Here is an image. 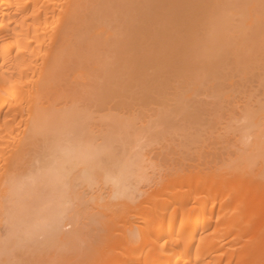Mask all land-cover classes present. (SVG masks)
I'll return each instance as SVG.
<instances>
[{"label":"bare ground","instance_id":"bare-ground-1","mask_svg":"<svg viewBox=\"0 0 264 264\" xmlns=\"http://www.w3.org/2000/svg\"><path fill=\"white\" fill-rule=\"evenodd\" d=\"M178 1L180 0L176 2ZM119 2L122 0H0V264H264V112H262L263 109L260 110V107L258 110L251 109L252 105L247 107L245 104L242 113V117L246 120L245 132L242 135L243 152L237 153L235 159L228 160L227 165L222 163V165L213 166L215 169H212L201 164V167L197 166L188 173L183 172L180 175L177 173L178 176L175 174V178L172 177L174 174L169 175L170 177L167 175L166 180H170L166 183L164 178L161 181L157 179V182L164 185L158 188L157 183L155 186L158 189H155L156 187L152 189L154 191H151L148 198L147 195L144 197L146 194L144 193L143 200L133 197L132 189L130 193L126 190L127 184L132 188L136 181L141 184L142 180H139L140 182L137 180L140 174L139 176L135 174L144 159L142 157L146 156L142 151L143 147L147 146L143 145L148 142L149 146L155 142L156 140L152 143L150 141L152 138L156 139L160 132H166L167 136L175 135L174 129L169 131L173 127L169 124L170 122L174 124L175 118L187 114L183 117L184 119H181L185 121L195 110L196 117L198 110L200 109V112L205 106L204 104L201 107L199 106L201 102L200 104L196 102L199 104L197 105L195 101L189 104L191 100L189 96L199 92L202 85L204 87V84L207 85L209 82L214 96L209 92L210 89L206 92H209L211 97L217 98L210 109L213 115L209 114L210 110L203 111H207L212 117H215L217 113H229L227 108L229 95L225 94L221 87L227 85L226 79L229 76L227 70L229 62L225 60V57L238 51L246 53V50L249 55L253 46L258 48L254 51L258 50L261 55L264 52V28H262L264 19L260 16L254 18L251 7L247 9V18L242 20L244 15H241L243 13L241 9L244 6L237 4L240 6L239 9L235 4L236 11H234L227 5L225 6L228 8H222L219 4L220 8L218 6V13H216L218 16L220 10L219 17L209 24L205 23L208 24L207 26L203 24L207 29L203 28L207 33L204 32L203 40L196 38L197 41L192 42L191 46L196 50L195 53L193 49L191 50L194 55L188 58V63L187 54H185L186 59L184 58L182 68L177 64V58L181 56L178 48L181 46L177 47L176 43L181 42H177L181 37H176V42H173L174 45L176 44V50L169 47L170 45L166 48V45H163L166 44L164 41L160 43V38L165 34L162 32L157 42L158 47L156 45L157 49L162 46L161 52L159 49L155 51L157 50L155 48V50L152 49L155 53L150 51L149 55L154 64L150 60L153 65L149 62V66L147 63L149 55H146L148 57L144 59L141 54L145 49L143 46L147 45L145 42L147 39L140 37L141 40L135 43L134 41H137L139 37L134 38L132 32L137 31L138 28L141 33L142 29L145 31V27L146 29L148 27V32L145 31V33L151 32L152 36V32H155L154 27L158 25L156 17L161 14L162 9L163 14L167 13L164 17H167L170 10L172 14L174 4H170V6L173 5L170 7L172 9L166 7L165 11L164 0L160 2L162 4L160 7L153 5L158 9L161 6L162 8L158 10L154 7L151 14L150 11H146L147 8L143 9L151 4L140 0L139 2L146 6L139 3L142 7L139 6V8L137 5L136 13L140 12V17L144 15L142 19L148 17H151L152 19H149L153 21L156 19L155 22L152 21L155 25H150L149 19H146L149 20L146 24L145 20H138L137 14H133L135 11L130 9L129 4L126 11L133 12L132 17L128 18L127 15L130 13L123 12L125 6L123 7V3H120L122 8H119ZM158 3L159 1L156 4ZM153 10L155 12L158 10L157 15ZM144 11L150 16L149 14L146 16ZM245 12L244 10L243 14ZM122 13L126 16L122 23L126 31L124 35L118 28L119 23L117 24V17L119 16L120 20V15L122 17L124 15ZM110 15L113 20L115 18L117 20L113 21ZM234 16L239 17L240 29L232 24ZM130 19H135L136 22ZM111 21L115 23V27L118 26L120 33L112 26ZM132 24H137L135 29L129 27ZM188 24L192 26L193 22ZM235 24L238 23L235 22ZM161 25L162 27L159 28H163L164 25ZM167 26L166 24L165 27ZM177 26L173 27L175 31L178 30ZM232 27H236V32L235 29L232 30ZM181 29H184V26ZM233 31L235 35L232 34ZM177 33L178 35L175 34L179 36L184 32L179 34L177 31ZM175 34L171 36L174 40ZM158 35L160 36V33ZM231 36L236 38L239 36V41L236 43L238 47H234L236 50L232 46L237 39L232 41ZM201 41L203 42L200 43ZM127 42L132 44L128 43L131 49L126 48ZM230 47L234 51L229 53ZM247 47H250L249 51ZM261 47L262 52L259 51ZM169 48L170 52L174 51V54L169 52ZM177 50L180 55L177 54L179 53ZM156 52L157 54L168 53L170 56L165 54L164 57L168 60L167 56H169L171 61L174 55H178L174 58V63L168 60L169 63L174 64L175 67L171 64L169 67H173L176 73L169 67H167L169 71L165 72L167 63L164 65L163 61L158 62L160 57L157 59V56L161 55H157ZM202 53L205 60L201 62ZM234 54L233 57L230 55L229 59L236 57ZM258 55L252 59L254 63H250L255 64L256 60L259 64L257 67L255 64L254 68H258L259 71V68L264 69L262 62L264 55L260 57L262 64ZM251 58L249 55L247 59ZM257 58H259L258 61ZM238 60L240 61L238 57L234 59L235 64ZM161 63L165 66L164 68ZM238 63L237 67L244 66ZM142 64L148 65L149 68L152 65V69L156 64L159 70L145 68ZM260 64L262 67H259ZM245 66L249 65L245 64ZM145 69L151 70L153 77L155 76L159 81L167 73L168 76L164 77L165 80L167 79L166 82L163 78L161 82L167 83L171 79L172 84L167 83L169 88L175 84L171 77L177 74V77L173 78L176 82L173 89H177H172L176 92V94L174 92L176 97L173 101L171 98L167 99L166 87L161 88V82L154 80L155 77L148 80L149 82L145 80L144 74L142 75ZM179 69L186 71L180 70L177 73ZM239 69L242 70L241 76H243L247 69ZM169 72H173L174 74L171 73L173 76ZM181 72L182 78H179ZM169 74L171 77L168 79ZM262 75L264 74H261V79ZM129 79L130 84L136 80V83L141 84L143 88L140 89L142 91H133L138 93L135 97L143 96L144 98L148 95L145 92L156 88L150 84L159 82L160 84L157 85H160L163 90L159 86H157L159 89L153 90L161 91H158L161 95L165 93L163 98L161 97L162 102L166 97L164 105L158 101L159 97L155 98L154 91L150 92L153 96L149 95L144 101L141 102L140 99L137 103L139 106V102L142 104L151 102L152 105L160 103L154 106L156 108L151 107V103L149 109L145 106L146 104H141V108H144L142 110L137 106L138 111L134 105H131L135 109L133 111L129 107L130 101H119L120 98L125 99L129 95L124 97L131 88L127 87L129 83L124 84ZM260 84L264 87V84L261 82ZM180 87L185 89L182 90ZM148 88L150 90H147ZM188 89L189 91L192 89L193 91H190L192 93H189ZM183 91L188 95L185 96ZM134 93L131 94L132 97ZM159 93L156 95L160 96ZM132 97L134 101L132 100L131 103L135 102L136 105V100L139 98ZM151 97L154 100H151ZM220 99L226 100V104L223 102L226 108L222 106L224 104ZM167 101L172 104L169 105ZM125 107L131 110L126 111ZM145 108L151 112L145 113ZM230 113L234 114V111L231 110ZM212 117L210 122L213 120ZM190 119L194 120L193 115ZM181 120H179L180 123ZM216 120L212 123H217L218 120ZM198 132L195 133L199 135ZM201 132L204 133L202 130ZM189 138L191 140V137ZM193 139L192 142L184 139L187 141L184 146L189 144L188 142L193 145ZM204 141L200 140V143ZM135 148L140 149L137 152ZM136 156L140 159L138 162ZM133 181L135 184L131 186ZM138 191L141 192V189ZM135 193L137 194V191ZM142 194L143 191L140 195ZM132 197L136 201L132 200ZM117 209H120L119 213ZM38 235L42 238L46 236L47 242L43 240L44 238L43 241L40 240L42 247L38 245L36 247L34 246L36 243H33L32 245L36 248L32 250L31 247V251L24 249L23 244L20 245L23 249L17 248L20 241H32ZM44 241L47 247H44Z\"/></svg>","mask_w":264,"mask_h":264},{"label":"rangeland","instance_id":"rangeland-1","mask_svg":"<svg viewBox=\"0 0 264 264\" xmlns=\"http://www.w3.org/2000/svg\"><path fill=\"white\" fill-rule=\"evenodd\" d=\"M120 1V0H119ZM123 1L124 0H122V2H119L118 3V5H120V7L119 8H122V5H123V7L125 6V10H123V12L124 11H126V7L128 6V4H129V7H130V9H132L133 11H135V13L131 10H129L130 12H128V11H126V12H128V13H130V15H127L128 16V18H131L132 17V12H133V14L134 15H136L137 13H136V10L138 9V7L140 6V4L139 3H141L142 4V2H139L140 0H135V1H131V0H126L125 1V3H123ZM131 1V2H130ZM142 1H144L145 3H147V4H151L150 6L148 5L147 7H145V8H143L144 10H146V8H147V12H149L150 11V13H151V11H152V9H154V7L155 6H157V7H160V5H162L160 2H164V0H155L156 1V3L159 1V3H158V5L155 3V1H153V0H142ZM152 1H153V3H152ZM169 1H171V2H169ZM177 0H175L174 2H173V0H167V3H166V0H165V3L163 4V7H164V5H165V11H166V7H167V9H172V8H170L171 6H173V5H171L170 6V4L171 3H173L174 4V9H173V12H172V14H171V12L170 11H172V10H170V11H168L169 13H168V15H167V19L164 17V15L165 14H167L166 12H165V14H163L164 12H162L163 11V9L161 10V8H162V6H161V8H159L160 10H161V14H159L157 17L156 16H154V17H156L157 18V20H158V22H156L158 25L157 26H152V27H154V29H155V32L153 33L152 32V36H151V32H149V33H147L148 31H147V29H148V27H147V29H146V27H145V25H144V27H145V31H147L146 33H145V31H143V29H142V31L144 32L142 35H141V33H142V31H141V33H139V30H138V28H137V31L135 30L134 32H132V34H133V36H134V38H137V37H139V38H137L136 40L137 41H134L135 43H137L138 42V40H141L142 38H144V40H146L147 39V41H145V42H147L146 44L147 45H144L143 43V47L145 48H143L144 50H142V56H143V58L144 59H146L148 56H146V55H149L150 54V51H153L152 49H157V47H158V45H157V42H159V38L161 37V35H162V32L164 33L165 32V34H164V37L162 36V38H160V40L162 41H160V43H163V41H164V43H166V44H163L164 46L166 45V48H168V46L169 47H171V48H175V45L176 44H178V45H176L177 47H179V46H181V47H179L178 48V50L181 52V60H180V57L179 58H177V56L178 55H180V52L177 50V52H179V53H177L178 55L176 56V55H174L176 58H177V64H179L180 66L179 67H181V66H183L182 64H184V62H185V59L187 60V63H188V58H190V57H192L193 55H192V53L196 50V48H194L193 49V47L191 46V44H193V43H195L196 41H197V39H199V40H203V38L205 37V34H204V32L206 33V27L205 26H207L211 21H214V20H216L218 17H219V14H220V10H219V14H218V16H217V14L216 13H218V6H219V4H220V6L222 7V8H228L227 6H229V7H231L234 11H236L235 9L238 7H240V6H244L243 7V9H241V11L243 10V13H244V10L246 11L245 12V14H243L242 12H240V13H242L241 15H244L242 18V20H244V19H246L247 18V15H248V13H247V9L248 8H251L252 7V9H251V14L253 15V17L254 18H256V17H262V19H264V10H262V9H264V0H246V1H244V0H239L240 1V3H239V1L238 0H200V1H198V0H180V1H178V3L176 2ZM186 1L187 2V4H186V2L184 3V2ZM197 1V2H196ZM235 1V2H234ZM133 2H135V3H133ZM200 4H199V3ZM246 2V3H245ZM250 2H252L251 4H250ZM120 3H123L122 5L120 4ZM190 3V4H189ZM243 3H245V4H243ZM260 3V4H259ZM126 4V5H125ZM136 4V5H135ZM176 4V5H175ZM177 4H180V5H177ZM185 4H186V6H185ZM235 4H236V8H235ZM237 4H240V6L239 5H237ZM243 4V5H242ZM138 5V7H136ZM142 5H144V3L142 4ZM153 5H155V6H153ZM199 5V6H198ZM225 5H227V6H225ZM246 5V6H245ZM248 5H250V6H248ZM261 5V6H260ZM135 6V7H134ZM144 6H146V5H144ZM176 6H178V7H176ZM216 6V7H215ZM220 6H219V8H220ZM257 6H258V9H257ZM262 8H260V7ZM140 7H142V6H140ZM139 7V8H140ZM148 7H150L149 8V10H148ZM157 7H155V8H157ZM201 7V8H200ZM206 7V8H205ZM116 8H117V6H116ZM118 8V9H119ZM182 8H183V11H182ZM191 8V9H190ZM213 8V9H212ZM221 8V9H222ZM230 8V9H231ZM246 8V9H245ZM128 9V8H127ZM158 9V8H157ZM158 9V10H159ZM176 9V10H175ZM179 9L181 10V11H179ZM185 9H187V10H185ZM231 9V10H232ZM240 9V8H239ZM112 10H114L115 11V9H112ZM117 10V9H116ZM140 10V9H139ZM158 10H156V12L153 10V12L156 14L157 13V11ZM190 10H191V12H190ZM200 10V11H199ZM260 10H262V11H260ZM141 11V10H140ZM230 11V10H229ZM125 12V13H126ZM145 12V11H144ZM142 13L141 12V14H145V13ZM160 12V11H159ZM253 12V13H252ZM259 13V15H257L258 13ZM116 13V12H115ZM114 13V14H115ZM125 13H122V14H124L123 15V17H122V15H120L121 16V18H120V20L122 21H120L119 20V16L117 17V19H118V22H117V24L119 23V27L117 26V24H116V26L121 30V32H122V34L124 33V32H126L125 31V26L123 25V27H122V23H123V21L125 20L124 19V16H125ZM140 13V12H139ZM139 13L136 15V17H138V20L139 19H141V20H145V24H146V21H149V20H151L152 18L151 17H148V18H146V19H149V18H151V19H149V20H146L145 18L144 19H142V17L144 16V15H142V17H140L139 16ZM182 13H184L183 15H182ZM190 13V14H189ZM192 13V14H191ZM193 13H194V15H193ZM246 13H247V15H246ZM113 14V15H114ZM118 15L120 14V12L119 13H117ZM147 14H149V13H146L145 15L146 16H148ZM152 14V13H151ZM155 14H153V15H155ZM196 14V15H195ZM209 14V15H208ZM134 15H133V18H134ZM157 15V14H156ZM160 15H162V16H160ZM171 15V16H170ZM175 15V16H174ZM189 15V16H188ZM246 15V16H245ZM111 16V15H110ZM149 16H150V14H149ZM164 17V18H160V17ZM178 16H179V18H178ZM186 16V17H185ZM192 16V17H191ZM210 16V17H209ZM214 16V17H213ZM237 16H239V15H237ZM112 17V16H111ZM115 17V16H114ZM145 17V16H144ZM174 17V18H173ZM177 17V18H176ZM183 17V18H182ZM191 17V19H189ZM217 17V18H216ZM125 18H126V16H125ZM127 18V19H128ZM159 18V19H158ZM170 18V19H169ZM187 18V19H186ZM213 18V19H212ZM241 18V17H240ZM110 19V18H109ZM116 19V18H115ZM114 19V20H115ZM116 19V20H117ZM124 19V20H123ZM160 19H162V20H160ZM164 19V20H163ZM179 19V20H178ZM185 19V20H184ZM189 19V20H188ZM193 19H195V20H193ZM237 19V20H236ZM239 19V17H233V20H234V23H232L234 26H237V28L239 27V29H240V27H241V24H239L240 23V21L238 20ZM112 20H113V17H112ZM113 20V21H114ZM130 20H135V19H130ZM173 20H174V23H173ZM233 20H232V22H233ZM143 21H141V22H143ZM153 20H151L150 22H149V24L150 25H155V24H152L153 22H155L156 21V19H154V21L152 22ZM159 21H160V23H159ZM171 23H173V24H171ZM178 21V22H177ZM182 21H184V22H186V23H182ZM112 22V21H111ZM116 22V21H115ZM135 22H136V20H135ZM134 22V23H135ZM139 22V21H138ZM138 22H137V24H138ZM166 22V23H165ZM168 22V23H167ZM190 23V24H192V22H193V25L192 26H189V24L188 23ZM235 22L236 23H238L237 25L235 24ZM113 23V22H112ZM121 23V24H120ZM125 23V22H124ZM131 23V22H130ZM170 23V24H169ZM177 23L179 24L178 26H177ZM183 25H182V24ZM194 23H195V25H194ZM205 23H208V24H205ZM115 23H113L112 24V26L114 27V28H117V27H115V25H114ZM137 24H132L131 26H129V27H135V25H137ZM148 24V25H149ZM161 24H163L164 26H163V28H159V27H162V25ZM166 24L168 25L167 27H165L166 26ZM176 24V25H175ZM205 26H204V25ZM129 25V24H128ZM128 25L126 26V27H128ZM143 25V24H142ZM198 25V26H197ZM240 25V26H239ZM141 25L139 24V27H140ZM176 26L178 27V30H176L175 31V28H176ZM182 26V27H181ZM183 26H184V29H181V28H183ZM196 26V28H193V27H195ZM233 26V27H234ZM151 27V26H150ZM149 27V28H150ZM173 27H175V28H173ZM181 27V28H180ZM232 27V30L233 29H235V28H233ZM117 28V29H118ZM136 28V27H135ZM134 28V29H135ZM157 28V29H156ZM165 28V29H164ZM174 30H173V29ZM180 28V29H179ZM203 28H205V29H203ZM262 28H264V23H263V26H262ZM118 29V31H119V33H120V30ZM130 29V28H129ZM128 29V31H129V33H130V30ZM159 29V30H158ZM162 29H164V30H162ZM168 31H167V30ZM199 29V30H198ZM116 30V29H115ZM166 30V31H165ZM198 30V31H197ZM236 30L237 29H235L234 31L236 32ZM264 30V29H263ZM117 31V32H118ZM133 31V30H132ZM152 31V30H151ZM177 31H179V34H181V33H183V34H181V35H179V36H177L178 35V33H177ZM229 31H231V30H229ZM233 31V32H234ZM160 33V36L158 35L159 33ZM167 32H169L168 34H167ZM212 32V31H211ZM232 33L233 35H235L236 33ZM245 32V31H244ZM177 35H176V34ZM187 33H189V34H187ZM191 33V34H190ZM238 33H239V30H238ZM125 34V33H124ZM123 34V35H124ZM131 34V33H130ZM129 34V35H130ZM158 36H157V35ZM171 34V35H170ZM174 34H175V40L171 37V36H174ZM204 34V35H203ZM207 34V33H206ZM231 34V33H230ZM231 34V35H232ZM264 34V33H263ZM166 35H168V36H166ZM209 37H211V33H209ZM241 35V34H240ZM121 36V35H120ZM127 36V35H126ZM130 36H132V35H130ZM188 36V37H187ZM140 37H141V39H140ZM152 37H154L153 39H151ZM158 38V41H156L157 40V38ZM168 37H171V38H168ZM176 37H181V38H178L179 40H177V38ZM239 37V36H238ZM238 37L236 38V36L235 37H232L231 36V40L233 41V39H235L236 40V42H235V45L234 46H232L233 48L236 46V47H238L237 45H236V43L239 41V39H238ZM134 38H132L133 40H134ZM197 38V39H196ZM241 38H242V36H241ZM155 39V41H153ZM168 39V40H167ZM173 39V40H172ZM131 40V39H130ZM129 40V41H130ZM132 40V41H133ZM143 40V41H144ZM151 40V41H150ZM165 40H166V42H165ZM176 40H177V42H180V43H176L175 45H174V43L173 42H176ZM198 40V41H199ZM128 41V40H127ZM142 41V42H143ZM153 41V42H152ZM191 41V42H190ZM194 41V42H193ZM134 42H132L133 44H134ZM141 42V41H140ZM144 42V43H145ZM150 42H152V43H154L153 45H152V43H150ZM193 42V43H192ZM203 41H201L200 43H202ZM261 42V41H260ZM128 43H130V42H127L125 45H126V48L127 49H131L130 48V46L132 45L131 43V45L130 44H128ZM150 43V44H149ZM173 43V46H171V44ZM261 43H263V42H261ZM140 44V43H139ZM159 44V43H158ZM150 45V46H149ZM155 45V46H154ZM156 45H157V47H156ZM160 45V44H159ZM264 45V44H263ZM263 45H261L262 47H263ZM149 46V47H148ZM187 46V47H186ZM152 47V48H151ZM160 47V46H159ZM177 47L175 48V50L177 49ZM188 47H189V49H188ZM232 47H230L229 48V53H230V51H232ZM261 47V48H262ZM149 50H148V49ZM161 48H162V46H161ZM160 48V49H161ZM164 48V47H163ZM166 48H164V49H166ZM184 48H185V50H184ZM249 48L250 47H247V49H248V51H249ZM252 49V51H250V58L251 59H247V58H249V55H247L248 53H247V50H246V53L245 52H243V51H241L240 53H239V51L238 52H236L234 55L236 56V57H234L233 59H229V58H231V56L233 57V54L231 55V54H229L228 55V57L226 56L225 57V60H228V62H229V68L227 69L228 70V72H229V76H228V78H232L231 80L230 79H226V81H228L227 82V85H223V86H221L222 87V89H223V91L225 92V94H227V95H229V97H228V100L227 101H229L228 102V104H229V107H228V105H227V108L229 109V113H227V114H225V112H223L224 114H218L217 113V115L216 114H214V116L215 117H212L211 115V117H212V119L213 120H216L217 121V123H212L213 122V120H212V122H210V119H211V117L209 116V114H212L213 115V113H211V110L210 109H212V105L214 104L213 103V101H217V98L215 97V98H213V97H211L210 96V93H211V87H210V84H209V82H208V84L207 85H205L204 84V87H202L201 86V88H199V92H200V94H199V92H195L194 94H192V95H190L189 96V98L191 99V100H189V104H192L194 101V103L195 104H197V103H199L200 104V102H201V104L199 105V104H197V105H199V106H201L202 107V105L204 106V104H205V106L202 108V110L199 112V110H198V114H197V116L195 117V113H196V110L193 112V114L191 113V116L190 117H186L187 119L184 121V120H181V119H184L183 117H185L184 115H179V117L180 116H183V117H180V118H175L174 119V124H172V122H170L169 124H171V125H173V127H172V129H169V131H172L173 129V131H175V135H172V136H174V137H172L170 134H168V136H167V134H166V132L164 133H159V136H156L155 138L156 139H154V138H152V141H150L151 143L153 142V140L155 141V142H153L151 145H147L148 144V142H147V144L145 143H143L144 145L143 146H147V147H143L144 148V150L142 151L146 156H144V157H142V158H144L143 159V161H142V163L139 165L140 167L139 168H137V173L135 174V176H139V174H140V178H138L137 177V180H138V182H140L139 180H142L141 181V184H139V183H137V181L134 183V181H133V183L131 182V186L133 185V184H135V185H133V188H135L134 190L135 191H133V188L132 187H130L128 184H127V186H126V190L130 193L131 192V189H132V192H134L132 195H133V197H135L136 199H139V200H141V198L143 197V195H144V193H146L145 195H144V197L146 196L147 198H148V196L151 194V191H154V190H152V189H154L156 186L158 187V188H162V185H164V183H166V182H168L169 180H166L167 179V177L169 176V175H172V174H174V175H172V177H174L175 176V174H181V173H188L189 171H191V170H193L195 167H197V166H200L201 167V164L204 166V164L206 165V167H208V168H210V167H212V169H215V168H213V166H216V165H222V163L223 164H225V165H227L226 163H229V161L228 160H231V159H235L236 158V154L237 153H242L243 151H242V146H243V141H242V135H243V133L245 132L244 131V127L246 126V120L244 119V117H242V113H243V111H244V107H245V104H246V106L247 107H249V106H255V108H253L252 106V108L251 109H257L258 110V108L260 107L261 109L260 110H262V112H264V104H263V108L261 107V105H262V103H264V87H263V85L261 86V84H260V82L262 83V84H264V75H262V79H261V74L263 73L264 74V69L263 68H259V71H258V68H254L255 66V64H256V67L258 66V64L259 63H256V60H255V64H251V63H254V62H252V59H254V56H257L259 53H258V50H256V51H254L255 49H258V48H254V46L253 47H251ZM260 48V49H261ZM154 49V50H155ZM159 49V48H158ZM158 49L157 50H155V51H158ZM159 49V50H160ZM164 49H162L163 50V52H165V50ZM193 49V50H192ZM235 49V48H234ZM259 49V51H263V48L260 50ZM193 52H192V51ZM236 50V49H235ZM167 52H168V49L166 50ZM172 51V50H171ZM191 51V52H190ZM234 51V50H233ZM232 51V52H233ZM254 51V52H253ZM149 52V53H148ZM154 52V51H153ZM152 52V54H154ZM160 52H161V50H160ZM159 52V54H157V52H156V54L157 55H161V56H157L156 58L157 59H159V57H160V60L158 61V62H161V61H163L164 62V65L167 63V65H165L166 66V68L167 67H169L170 66V64H171V62L173 61V63L175 62L174 61V58H172V61L170 60V58H169V54L168 53H164V54H162V53H160ZM169 52H170V48H169ZM176 52V51H175ZM252 52V53H251ZM255 52L257 53V54H255ZM170 53H173L174 54V51H172V52H170ZM189 53V54H188ZM195 53V52H194ZM239 53V54H238ZM255 55H254V54ZM264 52H262L261 53V55L259 54L258 55V57L260 58L261 56L263 57V54ZM165 54H167V55H169V56H167L168 57V60H170L171 62L169 63L168 62V60L166 59V57H164L165 56ZM185 54H187V57H186V55ZM246 54V55H245ZM263 54V55H262ZM155 55V54H154ZM172 55V54H171ZM182 55H183V57H182ZM189 55H191V56H189ZM199 55H200V53H199ZM204 53H202L201 54V56L202 57H200L201 59H200V61L202 62V61H204L205 59H204ZM231 55V56H230ZM153 56V55H152ZM196 56V55H195ZM198 56V55H197ZM230 56V57H229ZM248 56V57H247ZM151 57V55H149V58ZM164 57V58H163ZM172 57V56H171ZM186 57V58H185ZM238 57V59H240V61L238 60L237 62H236V64L238 63V64H240L241 65V63H242V66L243 67H241V66H239V67H237V65L235 64V61H234V59H236ZM148 58V60L149 61H147V63L149 64V62L151 63V61H152V58H150L149 59ZM162 58V59H161ZM185 58V59H184ZM194 58H196V57H194ZM259 58H257V61L259 60ZM143 59V60H144ZM155 59V58H154ZM153 59V60H154ZM182 59L184 60V61H182ZM203 59V60H202ZM151 60V61H150ZM178 60H180L181 62H183V63H179L180 61H178ZM262 60H264V58H262ZM261 58H260V63H261ZM153 62V61H152ZM156 62V61H155ZM158 62H157V64H158ZM248 62H249V64H248ZM251 62V63H250ZM263 62V65H264V61H262ZM171 64V65H173V67H175L174 66V64ZM246 65H249V66H245V64ZM152 64V63H151ZM153 64H154V62H153ZM152 64V65H153ZM160 64V63H159ZM162 64V63H161ZM177 64H175L176 65V67H178L177 66ZM251 64V65H250ZM262 64V63H261ZM260 64V65H261ZM152 65H151V69H152ZM156 65V64H155ZM154 65V66H155ZM163 65V64H162ZM162 65H160V66H162ZM163 65V67L162 68H164L165 66ZM142 66L143 67H147V66H144L143 64H142ZM149 66H150V64H149ZM153 66V69H155L156 67H157V65L154 67ZM173 67H169V68H171L170 70L172 71V69H173ZM247 67H250V68H252V70H250L251 72L252 71H254V72H250L248 69H250V68H248L247 69ZM259 67H262V65L261 66H259ZM264 67V66H263ZM147 68H149V67H147ZM149 68V69H150ZM165 68V69H166ZM169 68H167L166 69V71L165 72H167V71H169ZM182 68V67H181ZM233 68H234V70H233ZM239 68H243V69H247L244 73H243V76H241L242 75V70H240ZM254 68V69H253ZM141 69V68H140ZM142 69H144V68H142ZM141 69V70H142ZM148 69V71L145 69V72H143V71H141V72H143L142 73V75L144 74V78H145V80L147 79V81L148 80H151V78H154L153 77V75H152V71L151 70H149ZM152 69V70H153ZM156 69H158V68H156ZM155 69V70H156ZM164 69V70H165ZM159 70V69H158ZM158 70H156V71H158ZM173 70H175V69H173ZM181 69H179L178 71H177V73L180 71ZM226 70V71H227ZM229 70H231V71H229ZM233 70V71H232ZM256 70V71H255ZM149 72V73H147V72ZM163 71V70H162ZM182 72H184V71H186V70H184L183 71V69L181 70ZM249 71V72H248ZM263 71V72H262ZM164 72V71H163ZM164 72V73H165ZM182 72L181 73H179V75L180 74H182ZM241 72V73H240ZM256 72H257V74H256ZM262 72V73H261ZM154 73V72H153ZM158 73V72H157ZM170 73V72H169ZM171 73H173V72H171ZM170 73V74H171ZM174 73H176V70H175V72ZM173 73V74H174ZM233 73V74H232ZM248 73V74H247ZM251 73V75H249ZM261 73V74H260ZM147 74L150 76H147ZM169 74V77H168V79L171 77V75ZM239 77V79H238V77H236L235 78V76L236 75ZM247 74V75H246ZM258 74H260V75H258ZM166 75L168 76V74L166 73ZM166 75L164 74V77H166ZM177 75V74H176ZM176 75H174L175 77H177ZM139 76V75H138ZM152 76V77H151ZM161 75L159 74V77H160ZM173 76V75H172ZM174 76L173 77H171L172 78V82L173 83H175V84H173V85H175L176 86V82H174ZM232 76H234V77H232ZM254 76V77H253ZM258 76V77H257ZM164 77H162L164 80H165V78ZM181 77V75L179 76V78ZM251 77V78H250ZM156 78V77H155ZM162 78H160V81H159V79L158 78H156V79H154V80H158L159 82H161V80H163ZM182 78V77H181ZM242 78H243V81H241L242 80ZM260 78V79H259ZM177 79V81H179L178 80V78H175V80ZM135 80V79H134ZM137 80H138V78H137ZM167 80V79H166ZM166 80H165V82H166ZM170 81L169 82H167V83H169V85H170V83H171V79H169ZM181 80V79H180ZM132 81V80H131ZM141 81V80H140ZM139 81V82H140ZM153 81V80H152ZM183 81V80H182ZM182 81H180V82H182ZM263 81V82H262ZM127 82V81H126ZM130 82V79H129V81L127 82V83H124L125 85H127L128 83ZM133 82V81H132ZM137 81L135 80L133 83H129V86H127L128 87V89H129V87H131L129 90V92L127 91L126 92V94L124 95V97L127 95V94H129L127 97H129V98H127V97H125V99H122V98H120L121 100H119V101H123V100H125V101H130V103H131V101L133 100L134 101V98L133 97H135L136 96V94H138V93H134V92H136V91H142V90H140V89H143V88H141V84H139V83H136ZM149 82V81H148ZM154 82V81H153ZM158 82V83H159ZM165 82H161V88L163 87H166V92L169 94V93H172V94H169V95H171V97L167 94V99L168 98H171V100L173 101V98H175L174 97V95L176 94V92L175 91H172V89L173 88H175V86H171L170 88H169V86H168V84L167 83H165ZM259 84H258V83ZM142 83V82H141ZM146 82H144V83H142V84H145ZM157 82H155V84H150V86H156V88H158L157 86H159V88H160V85H157L158 84ZM179 83V82H178ZM182 83H184V82H182ZM123 84V83H122ZM121 84V85H122ZM124 84H123V86L122 87H124ZM146 84H149V83H146ZM172 84V83H171ZM191 84H193V83H191ZM235 84V85H234ZM248 84V85H247ZM255 84V85H254ZM120 85V86H121ZM184 85H186V84H184ZM183 85V86H184ZM240 85H242V86H240ZM250 85V86H249ZM120 86H118V88L120 87ZM143 86H145V85H143ZM142 86V87H143ZM147 87H148V85H146ZM145 86V87H146ZM152 86V87H153ZM180 86V85H179ZM178 86V87H179ZM191 87H192V85H190ZM237 86H239V87H237ZM122 87H120L121 89H122ZM126 87V86H125ZM126 87V88H127ZM146 87V88H147ZM187 87V86H186ZM190 87V88H191ZM250 87V88H249ZM258 87V88H257ZM155 88V89H156ZM158 88V89H159ZM160 88V89H161ZM181 88V87H180ZM184 89H185V87H183ZM189 88V89H190ZM206 88V89H205ZM236 88V89H235ZM243 88V89H242ZM245 88V89H244ZM120 89V90H121ZM125 89V88H124ZM132 89V90H131ZM152 89V88H151ZM154 89V88H153ZM151 90V91H147V92H145L146 94H148L147 96H145V98L146 97H149V95H152L150 92H152V91H154V90ZM179 89V88H178ZM182 89V88H181ZM180 89V90H181ZM184 89H182V90H184ZM189 89H188V92L189 93H192V92H190L189 91ZM204 89V90H203ZM209 89H210V91H209ZM233 91H232V90ZM239 89V90H238ZM252 89V90H251ZM119 90V91H120ZM147 90H150V88H148ZM161 90H163V89H161ZM173 90H177V89H173ZM179 90V91H180ZM206 90L207 91H209L208 93L206 92ZM236 90H238V91H236ZM241 90V91H240ZM251 90V91H250ZM263 90V91H262ZM134 91V92H133ZM143 91H145V90H143ZM159 90H156V91H154L153 93H154V96H156L155 98L156 99H158V97H159V99H158V101H161V99L163 98L162 96L163 95H165V93H163L162 95H161V93H159V92H161V91H159ZM172 91V92H171ZM185 91H187V89L185 90ZM193 91V90H192ZM121 92V91H120ZM130 92H132L131 94H133L134 93V96L132 97V95L130 94ZM174 92H175V94H174ZM184 92V91H183ZM242 92V93H241ZM254 92V93H253ZM259 92H260V94H259ZM121 93H123V92H121ZM120 93V94H121ZM124 93H125V91H124ZM142 93V92H141ZM144 93V92H143ZM150 93V94H149ZM156 93H159L160 94V96H157L156 95ZM201 93H203V94H201ZM205 93V94H204ZM237 93V94H236ZM246 95H245V94ZM256 93V94H255ZM120 94H119V96H120ZM184 94H185V92H184ZM197 94V95H196ZM199 94V95H198ZM212 94V93H211ZM240 94V95H239ZM249 94V95H248ZM251 94V95H250ZM139 95H142V94H140L139 93ZM188 94H185V96H187ZM262 95H263V98H262ZM122 96H123V94H122ZM138 96V95H137ZM153 96V95H152ZM184 96V95H183ZM200 96V97H199ZM208 96V97H207ZM212 96H214L213 94H212ZM258 96H259V98H258ZM131 97L133 98V99H131ZM162 97V98H161ZM194 97V98H193ZM240 97V98H239ZM128 100H127V99ZM136 98H139V100L137 99L136 100V103H137V101H140V99H141V102L142 101H144L145 100V98L143 97V96H140V97H135V99ZM188 98V99H189ZM209 98H210V100H209ZM155 99V101H157ZM165 99H166V97H165ZM165 99H163V101L165 102L166 100ZM222 99V98H221ZM221 99H220V101H221ZM235 99H237V100H235ZM256 99V100H255ZM147 100H148V102H149V99L147 98ZM151 100H154L152 97H151ZM175 100H177V99H175ZM179 100V99H178ZM208 100V101H207ZM225 99H223V101H221L222 103L224 102L225 104H226V100L224 101ZM154 101V102H155ZM157 101V102H158ZM188 101V100H187ZM199 101V102H198ZM235 101V102H234ZM258 101V102H257ZM261 102V104H260V102ZM141 102H139L140 103V106L138 105V103L135 105V102H133L134 104H130L129 103V107H131V109H133V111L135 110V109H137L138 111H139V109L142 107L141 106ZM153 102V104H155ZM157 102H156V104H157ZM162 102V101H161ZM164 102H162L161 104L162 105H164ZM168 102V104L170 105V104H172V103H170L169 101H167ZM175 102V101H174ZM173 102V103H174ZM197 102V103H196ZM151 103V102H150ZM149 103V104H150ZM176 103V102H175ZM174 103V104H175ZM218 104H219V102H217ZM217 103H215V104H217ZM222 103H221V105H222ZM223 103V104H224ZM121 104V103H120ZM124 104V103H123ZM143 104H146V102L145 103H143ZM142 104V105H143ZM148 103L145 105L146 107L148 106V109H149V107L152 105V103H151V105H149ZM166 104V103H165ZM207 104H209V106H207ZM222 105V106H224V108H226L225 106L226 105ZM111 105H112V103H111ZM127 105V103L125 104V106ZM131 105H134V107H135V109L134 108H132L133 106H131ZM157 105H160V103L159 104H157ZM157 105H152L151 107H154V106H157ZM168 105V106H169ZM258 107H257V106ZM109 106V105H108ZM137 106H139L138 108H136ZM166 106V105H165ZM211 106V108H207V107H210ZM111 107V106H110ZM123 107V106H122ZM127 107V106H126ZM125 107V108H126ZM150 107V108H151ZM159 107V106H158ZM171 107H173V106H171ZM257 107V108H256ZM144 108V107H143ZM143 108H141L142 110H143ZM154 108H156V107H154ZM130 108H129V110H131ZM146 109V108H145ZM144 109V110H145ZM208 110V112H209V110H210V113L208 114V112L207 111H203V110ZM128 109L126 108V111H127ZM128 110V111H129ZM231 110H233L234 111V114H231L230 112H231ZM149 111V113L151 112L150 110H145L144 112L146 113V112H148ZM135 112H137V111H135ZM205 112H206V114H205ZM222 112V111H221ZM261 112V111H260ZM140 113V112H139ZM143 113V112H142ZM203 113V114H202ZM220 113V112H219ZM137 114V113H136ZM139 115V114H138ZM138 115H137V117H138ZM190 115V114H189ZM188 115V116H189ZM192 115H193V117H194V120L193 119H190L191 117H192ZM219 115V116H218ZM142 117H144L143 116V114H142ZM141 118V117H140ZM196 118V119H195ZM203 118V119H202ZM177 119V120H176ZM181 120V123H180V121L179 120ZM192 120V121H191ZM177 121V122H176ZM187 121V122H186ZM185 122V123H184ZM196 122H197V124H196ZM204 122V123H203ZM210 122V123H209ZM177 123H179V124H177ZM184 125H183V124ZM199 123H200V125H199ZM176 124V125H175ZM190 124V125H189ZM208 124V126H205V125H207ZM228 124H229V127H228ZM183 125V126H182ZM204 127H203V126ZM212 127H211V126ZM180 126V127H179ZM210 128V130L208 131V129ZM179 128H180V130H179ZM190 128V129H189ZM192 128V129H191ZM198 128V129H197ZM199 129H201L204 133H202L201 132V130H199ZM195 130H197V131H195V132H198V131H200V132H198L199 133V135L198 134H196L194 131ZM186 131V132H185ZM192 133L191 134V136H190V134H186V133ZM194 132V133H193ZM210 133V135H209V133ZM171 133V132H170ZM176 133H178L177 135H176ZM160 134H162V135H160ZM163 134H165V135H163ZM174 134V133H173ZM180 134V135H179ZM183 134V135H182ZM187 135V137L185 136V135ZM204 134V135H203ZM193 135H195V136H193ZM204 136V137H202V136ZM181 136H183V138H181ZM161 137V138H160ZM168 137H169V139L171 140H169L168 141ZM186 137V138H185ZM189 137H191V140H189L190 138ZM160 138V139H159ZM172 138V139H171ZM189 138V139H188ZM194 138V139H193ZM160 141H159V140ZM161 139H163V141H161ZM165 139V140H164ZM166 139H167V141H166ZM187 140V141H190V142H192V139H193V145H192V143H190V142H188L189 144H190V147H188L189 146V144H187V145H185L184 146V144H186L187 143V141H185V140ZM195 139H196V141H195ZM172 140H174V142L172 141ZM200 140L201 141H204L203 143H202V145H201V143H200ZM250 140V139H249ZM248 140V141H249ZM145 142V141H144ZM184 142V143H183ZM196 142H197V144H196ZM171 143V144H170ZM173 143V144H172ZM182 143L183 145H180V144ZM192 145V146H191ZM194 145H196V146H194ZM198 145H200L199 147H198ZM142 148V149H143ZM140 148H135V151H137V150H139ZM138 152V151H137ZM135 158V157H134ZM136 158H137V162L140 160V159H138V157L136 156ZM141 158V159H142ZM219 163V164H218ZM137 167V166H136ZM205 167V166H204ZM142 168V169H141ZM141 169V170H140ZM138 170H140V172L138 171ZM164 171H167V172H164ZM139 172V173H138ZM164 172V173H163ZM141 173H142V175H141ZM160 173H161V176H160ZM167 173V174H166ZM169 173V174H168ZM178 174H177V176H178ZM168 175V176H167ZM141 176H142V178H141ZM144 176V177H143ZM163 176H165V177H163ZM170 177V176H169ZM176 177V176H175ZM174 177V178H175ZM162 178H164V181H162V182H164V183H162V184H160L159 182H157L159 179V181H161V179ZM158 179V180H157ZM171 179H173V178H171ZM163 180V179H162ZM156 181V182H155ZM158 183V184H157ZM139 184V185H138ZM157 184V185H156ZM137 185V186H136ZM156 185V186H155ZM159 185V186H158ZM155 188V189H158V188ZM136 188H137V190H136ZM139 189H141V192L143 191V194L142 195H140V191H138ZM137 191V194L135 193ZM145 191V192H144ZM147 191V192H146ZM148 192H150L149 194H148ZM138 193H139V195H140V197H139V195H138ZM135 195V196H134ZM138 196V197H137ZM132 197V198H133ZM135 198H133L132 200H135ZM147 198H145V199H147ZM142 200H143V198H142ZM136 201V200H135ZM138 201V200H137ZM139 202V201H138ZM117 212L119 213L120 212V209L118 210L117 209ZM90 218V217H89ZM91 219H92V217H91ZM87 220V219H86ZM85 220V222L87 223V221ZM89 220V219H88ZM93 220V219H92ZM96 220H98V219H96ZM94 221V220H93ZM84 222V223H85ZM91 222V221H90ZM97 222V221H96ZM85 223V224H86ZM93 224V223H92ZM98 224V223H97ZM96 224V225H97ZM94 225V224H93ZM101 225H102V222H101ZM99 226V225H98ZM94 227V226H93ZM94 228H97V227H94ZM39 235H41V234H39ZM37 236L38 237V239H37V237L35 238V239H30V240H32V241H29V240H22V241H20L19 243H18V247L17 248H21V249H23V246L22 247H20V245H24V249H28V250H30V249H32V250H34V248H36L37 247V245L39 246V247H42L43 246V244L40 242V240L41 241H43V240H45L46 242H47V240L45 239L46 238V236L44 237L43 236V238H42V236ZM44 235V234H43ZM43 239V240H42ZM23 241L25 242V243H23ZM34 241V242H33ZM43 242V243H45V245L47 244L46 242ZM30 242V243H29ZM33 243H36L35 245L33 244ZM42 244V246H41V244ZM34 246H36V247H34ZM29 245V246H28ZM32 245V246H31ZM44 245V247H47V245L45 246ZM32 247V248H31ZM44 247L42 248V249H44ZM20 249V250H21ZM42 249H39V250H42ZM36 250V249H35ZM31 251V250H30ZM36 251H38V250H36Z\"/></svg>","mask_w":264,"mask_h":264}]
</instances>
